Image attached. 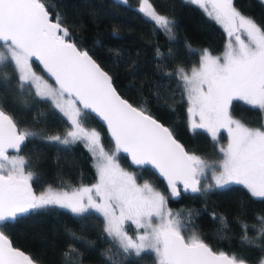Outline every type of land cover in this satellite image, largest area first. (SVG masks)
Listing matches in <instances>:
<instances>
[{"label":"snow or ice","instance_id":"obj_1","mask_svg":"<svg viewBox=\"0 0 264 264\" xmlns=\"http://www.w3.org/2000/svg\"><path fill=\"white\" fill-rule=\"evenodd\" d=\"M191 2L221 24L228 36L222 56L205 49L199 67H193L190 74L183 67L176 70L187 95L190 127L206 129L213 140L221 129L228 132V144L220 148L223 159L218 163L187 152L169 128L123 99L113 87L112 77L87 51L67 39L69 29L59 16L53 22L43 0H0V68L12 65L21 91L30 85L36 96L50 99L67 117L72 130L63 139L55 135L49 140L64 145L85 142L97 172V182L90 187L71 192L50 187L36 195L30 183L34 175L25 172L26 159L8 154L9 149L19 153L35 134L20 130L0 105V264H36L13 247L2 229L8 227L7 221L52 205L78 216L94 210L104 217L105 232L119 241L124 252L134 250L139 255L153 250L159 264H248L235 254L215 252L195 232L186 237L188 225L181 213L168 209L166 197L151 184H138L136 175L122 168L117 159V153L124 152L135 165H151L167 180L173 197L180 195V182L193 193L237 183L253 197L264 198V129L233 119L229 111L234 100L264 111V26L238 11L233 0ZM141 5L140 11L158 28L172 32L174 22L158 14L150 0H141ZM33 57L54 78L55 87L32 70ZM9 83L5 77L4 85ZM85 110L106 122L115 141L114 152L105 150L96 130L83 126ZM209 172L214 184L202 189V178ZM259 219L264 224V217ZM126 221L142 230L135 238L125 231ZM243 227L246 233L247 225ZM258 235L264 238V228ZM244 239L252 243L246 234ZM73 251L70 245L64 253L66 264H72Z\"/></svg>","mask_w":264,"mask_h":264},{"label":"trees","instance_id":"obj_2","mask_svg":"<svg viewBox=\"0 0 264 264\" xmlns=\"http://www.w3.org/2000/svg\"><path fill=\"white\" fill-rule=\"evenodd\" d=\"M43 2L50 16L55 20L59 16L69 29L67 39L85 49L112 77L121 96L165 124L187 152L209 162L221 160L220 146L225 142V133L220 131L213 140L202 129L188 128L184 84L176 76L178 68L187 70L197 63L203 49L216 53L224 46V28L201 6L188 0H150L157 13L174 22L172 32L168 33L135 7L139 0ZM233 3L243 15L264 26V1L233 0ZM5 77L10 80L7 86ZM0 105L20 130L35 134L19 153H8L26 159L25 172L33 173L30 183L35 192L46 186L62 188L95 180L93 157L82 141L64 145L49 140L55 135L62 138L70 124L48 99L36 96L30 85L20 90L12 65L0 68ZM229 111L234 119L248 126L259 127L264 119V111L241 100H234ZM82 124L100 134L105 149H113L104 127L87 110ZM117 159L121 167L136 175L137 182L147 181L160 191L166 197L168 209L181 213L187 228L197 230L212 249L220 245L226 253L244 258L249 264H257L264 256L261 250L264 238L258 235L264 228L259 219L264 217V198L253 197L237 183L199 193L178 188L180 195L173 197L147 166L130 165L121 152L117 153ZM5 223L8 227L2 230L12 245L39 264H66L64 253L70 245L75 249L72 264H156L149 250L139 255L124 252L105 235L102 216L92 210L78 216L52 205ZM126 224L129 228L130 223ZM245 234L252 243L245 241Z\"/></svg>","mask_w":264,"mask_h":264},{"label":"rangeland","instance_id":"obj_3","mask_svg":"<svg viewBox=\"0 0 264 264\" xmlns=\"http://www.w3.org/2000/svg\"><path fill=\"white\" fill-rule=\"evenodd\" d=\"M188 1H190L191 2V0H188ZM262 1H264V0H262ZM141 0H139V2H138V4H136L135 5V7L138 9V10H140V8H141ZM200 6V5H199ZM142 14L143 15H145V13H143L142 12ZM159 14V13H158ZM161 15V14H160ZM146 16V15H145ZM147 17V16H146ZM149 18V17H148ZM215 22H216V20L214 19V18H212ZM217 23V22H216ZM219 24V23H218ZM221 25V24H220ZM222 26V25H221ZM223 27V26H222ZM227 42H228V36H227V33H226V38H225V43H224V46H223V48L219 51V52H216V53H213V52H210L209 50V52L213 55V56H222V54H223V52H224V50H225V46H226V44H227ZM233 42H234V38H233ZM205 49H203L202 51H201V53L199 54V57H198V61H197V63H195V64H193L192 66H190L186 71L190 74L191 73V69L193 68V67H199V62H200V56L202 55V53H203V51H204ZM207 50V49H206ZM32 64V63H31ZM32 70L37 74V75H40V76H42L45 80H47L48 81V83L49 84H51L52 86H54L55 87V85L48 79V78H46V76L43 74V73H41L40 71H38V70H36L34 67H33V65H32ZM17 73V72H16ZM17 76H18V73H17ZM33 88V87H32ZM34 89V88H33ZM34 91H35V89H34ZM184 97H185V100H186V113H187V126H188V128L189 129H192L191 127H190V117H189V113H188V111H187V109H188V107H189V105H188V101H187V95H186V93H185V90H184ZM49 101H50V103L55 107V105L53 104V102L50 100V99H48ZM56 108V107H55ZM63 116H64V114L58 109V108H56ZM66 119H67V117L66 116H64ZM234 119V118H233ZM68 120V119H67ZM195 120L197 121V122H199V117L198 116H196L195 117ZM69 122V124H70V127L68 128L69 130L68 131H70V130H72V127H71V123H70V121H68ZM248 126V125H247ZM85 127V126H84ZM249 127H256V126H249ZM85 128H87V129H89V130H95L94 128H89V127H85ZM259 128H262V129H264V119L262 120V122H261V125L259 126ZM202 130H204L210 137H212L211 136V134L209 133V132H207V130L206 129H202ZM67 131V132H68ZM220 131H223L224 133H225V137H226V139H225V142L220 146V148L221 147H227V144H228V132H227V130L226 129H221ZM67 134V133H66ZM66 134H64L63 136H62V139L66 136ZM83 142V141H82ZM84 143V145H85V142H83ZM86 146V145H85ZM88 148V147H87ZM89 150V149H88ZM106 151H108L109 153H111V152H114L115 150H116V148L113 146V149H111V150H107V149H105ZM90 152V151H89ZM91 153V152H90ZM10 156H16V155H13V154H9ZM91 155H92V153H91ZM92 157H93V155H92ZM223 159V154H222V158H221V160ZM93 166H94V170H95V180L93 181V182H91V183H89V184H77V185H70V186H67V187H62V188H59V187H52V186H46L45 188H43V190H41V191H38V192H35V194L36 195H40L42 192H45V191H47L48 190V188H52V189H54V190H57V191H69V192H71L72 190H74V189H76V188H79V187H82V186H88V187H90V186H92L93 184H95L96 182H97V172H96V168H95V159L93 158ZM123 168V167H122ZM126 171H128V172H132V171H129V170H127L126 168H124ZM138 184H144V183H148L147 181H140V182H137ZM210 183H212V184H214V182L212 181V179H211V173L209 172L208 173V175H207V177L206 178H202V185H203V187L204 186H206L207 184H210ZM213 187H215V186H213ZM157 190V189H156ZM158 191V190H157ZM58 206V205H57ZM66 209V208H65ZM67 210H69V209H67ZM70 211V210H69ZM92 211H94V210H92ZM71 212V211H70ZM119 214V211L117 210V215ZM101 215V214H100ZM102 216V215H101ZM102 218H103V220H104V217L102 216ZM127 222H129L130 223V227L128 228V227H126V223ZM126 223H125V231H127V233H128V235L129 236H132L133 238H135L136 237V235L138 234V232H140V231H142V230H140V229H137L136 228V226L134 225V224H132V222L131 221H126ZM104 224H105V220H104ZM104 229H105V227H104ZM186 232L184 233V235L186 236V237H190L192 234H193V232H195L196 234H198L199 236H200V234H199V232L197 231V230H194V229H188V228H186V230H185ZM104 233H105V235L106 236H108L109 238H111L113 241H115L117 244H119V241L118 240H116V239H114L113 237H110L106 232H105V230H104ZM201 237V236H200ZM201 239H203L202 237H201ZM205 243H207L210 247H211V244H210V242L209 241H207V240H205L204 241ZM120 245V244H119ZM213 250H215V251H218V252H221V251H224V249L220 246V245H218V246H216V248H214ZM149 251H151V253L153 254V256H154V258H155V262H156V264H159V257L157 256V254L155 253V251H153V250H149ZM130 253H132V254H136V252L134 251V250H130L129 251ZM226 252V251H225ZM229 255L231 256V255H233L232 253H229ZM262 258H264V256L262 257ZM262 258L258 261V263L257 264H261V260H262Z\"/></svg>","mask_w":264,"mask_h":264},{"label":"water","instance_id":"obj_4","mask_svg":"<svg viewBox=\"0 0 264 264\" xmlns=\"http://www.w3.org/2000/svg\"><path fill=\"white\" fill-rule=\"evenodd\" d=\"M50 18L53 20V22H55V19H53L51 16H50ZM71 41V40H70ZM81 51H86L85 49H80ZM90 55V54H89ZM91 56V55H90ZM93 58V57H92ZM31 61H33L40 69H41V71L43 72V74L46 76V78H48L54 85H55V80H54V78H52V77H50L49 76V74L44 70V68H43V65L38 61V60H36L34 57L33 58H31ZM102 68V67H101ZM103 69V68H102ZM104 70V69H103ZM56 86V85H55ZM113 87H114V85H113ZM115 88V87H114ZM117 91V90H116ZM117 93L119 94V92L117 91ZM120 96H121V94H119ZM123 99H126V98H124L123 96H121ZM127 100V99H126ZM79 106V105H78ZM133 106H135V105H133ZM137 107V106H136ZM94 118H96V120L98 121V122H100V124L104 127V130H105V132H106V134H107V136L109 137V139L111 140V142H112V144H113V146L116 148V146H115V141L112 139V137H111V134H110V132H109V130H108V128H107V124H106V122L105 121H103L102 120V118H100L96 113H94V112H92L91 110H87ZM6 114L7 115H9L7 112H6ZM147 114H149V113H147ZM152 116V115H151ZM153 117V116H152ZM154 119H156L155 117H153ZM158 122H160L158 119H156ZM161 123V122H160ZM161 124H163V123H161ZM165 127H167L165 124H163ZM168 128V127H167ZM175 138V137H174ZM176 139V138H175ZM177 140V139H176ZM177 142L178 143H180L178 140H177ZM181 144V143H180ZM182 145V144H181ZM10 152H17L16 150H14V149H9L8 150V153H10ZM122 154H124L126 157H127V160H128V162H129V164L130 165H132V166H138V165H135V164H133L132 163V161H131V158L128 156V154L127 153H124V152H121ZM144 166H147L152 172H154V174L158 177V178H160L162 181H163V183L165 184V186L171 191V189L169 188V186H168V182H167V180L163 177V176H161L160 175V173L158 172V170H156L155 168H153L151 165H144ZM32 186V185H31ZM177 188H179L182 192H188V193H193V192H191V190L189 189V190H185L184 189V186H183V184L182 183H180V182H178V185H177ZM32 190H33V188H32ZM33 192L35 193V191L33 190ZM13 247H15V248H17V249H19L20 251H23V250H21L20 248H18V247H16V246H13ZM215 251V250H214ZM24 252V251H23ZM215 252H217V253H219L218 251H215ZM221 252H225V251H221ZM26 255H28L26 252H24ZM226 253V252H225ZM226 254H228V253H226ZM229 255V254H228ZM230 256V255H229ZM36 262V261H35ZM36 264H39V263H37L36 262ZM249 264V263H248Z\"/></svg>","mask_w":264,"mask_h":264}]
</instances>
